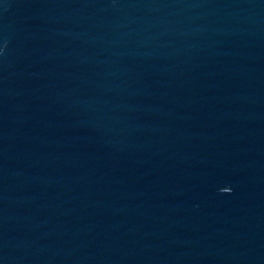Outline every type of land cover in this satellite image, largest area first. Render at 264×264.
Listing matches in <instances>:
<instances>
[{
	"label": "water",
	"instance_id": "1",
	"mask_svg": "<svg viewBox=\"0 0 264 264\" xmlns=\"http://www.w3.org/2000/svg\"><path fill=\"white\" fill-rule=\"evenodd\" d=\"M0 264H264V0H0Z\"/></svg>",
	"mask_w": 264,
	"mask_h": 264
}]
</instances>
